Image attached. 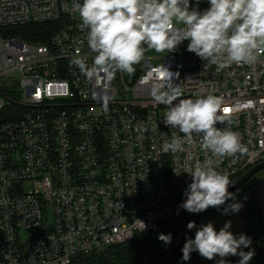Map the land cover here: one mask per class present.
Masks as SVG:
<instances>
[{
	"label": "built area",
	"instance_id": "1",
	"mask_svg": "<svg viewBox=\"0 0 264 264\" xmlns=\"http://www.w3.org/2000/svg\"><path fill=\"white\" fill-rule=\"evenodd\" d=\"M73 5L0 0V264H70L123 244L184 210L197 162L212 158L229 178L264 162V54L217 71L183 41L179 55L146 50L132 75L89 79L73 61L91 66L96 53ZM42 22L53 24L44 43L9 30ZM164 66L179 73V99H222L217 127L236 132L245 153L212 157L196 135L182 152L163 151L184 139L149 94Z\"/></svg>",
	"mask_w": 264,
	"mask_h": 264
},
{
	"label": "clouds",
	"instance_id": "2",
	"mask_svg": "<svg viewBox=\"0 0 264 264\" xmlns=\"http://www.w3.org/2000/svg\"><path fill=\"white\" fill-rule=\"evenodd\" d=\"M208 3L210 6L201 12L190 7V0H83V3L74 0L81 27L87 29L88 47L96 55L91 66L79 56L73 62L89 79L98 74L112 79L117 72L134 74V65L144 59L146 50L170 53L188 41L187 50L205 61V67L213 64L221 71L233 64H254L264 54V0H208ZM174 76L179 73L164 66L149 93L157 104L166 106L163 118L166 126L178 129L184 136L181 139L173 135L171 140H165L163 151L182 152L185 141L196 135L212 157L245 153L236 132L217 127L225 121L218 115L222 99L212 94L195 100L179 99L183 90L173 83ZM174 101L178 103L173 104ZM186 172L192 182L184 192L186 199L181 207L187 212L200 213L209 207L220 209L226 201L235 200L229 192L230 176L217 170L214 159L197 162ZM242 206L233 202L224 208L223 214L239 212ZM187 227L195 228V222L190 221ZM230 228L231 221L219 231L212 222L201 225L194 239H186L182 259L189 260L196 251L208 260L221 257L218 264H226L223 258L229 255L239 256L238 264H249L254 250L238 249L248 248L251 238L245 234L236 236ZM158 239L170 244L172 234L161 233Z\"/></svg>",
	"mask_w": 264,
	"mask_h": 264
},
{
	"label": "trees",
	"instance_id": "3",
	"mask_svg": "<svg viewBox=\"0 0 264 264\" xmlns=\"http://www.w3.org/2000/svg\"><path fill=\"white\" fill-rule=\"evenodd\" d=\"M190 4L196 5L201 11L209 7L208 0H190ZM52 26L53 24L50 22L26 23L10 27L9 30L11 31V35L23 40L44 43L53 30ZM253 204H255L254 199H252L248 221L240 232V234L250 237L252 242L248 248L242 247L238 251L243 250L247 252L254 250L255 255L249 261V264H263L264 224L260 209ZM188 213L186 210H183L173 218L159 224L156 228L139 233L123 244L114 245L98 252L80 254L70 264H159L176 243ZM200 213L195 214L193 221L196 227L190 229L187 239H194L195 233L200 227ZM161 233L165 235L172 234L170 244H165L158 239ZM181 252L182 249L169 264H184L178 259ZM223 259L226 261V264H238L240 257L229 255ZM218 261L212 264H218Z\"/></svg>",
	"mask_w": 264,
	"mask_h": 264
},
{
	"label": "rangeland",
	"instance_id": "4",
	"mask_svg": "<svg viewBox=\"0 0 264 264\" xmlns=\"http://www.w3.org/2000/svg\"><path fill=\"white\" fill-rule=\"evenodd\" d=\"M149 55H157L159 53L154 50H148L146 52ZM174 55H179V50L170 52ZM235 200L226 201L225 205L220 209L209 207L206 211L200 213V226L212 222L217 231H219L227 221H231L230 231L238 236L248 221L250 207H252V199L256 207L260 209L262 216V222L264 224V168L257 171L246 183L234 192ZM233 202L241 203L243 206L239 212H231L227 215L223 214L224 208ZM51 215V212H50ZM183 253L179 255L178 259L184 264H212L218 261L221 257L217 256L213 260H208L199 255L198 252L193 251L190 254V259L185 261L182 259ZM264 264V263H263Z\"/></svg>",
	"mask_w": 264,
	"mask_h": 264
},
{
	"label": "water",
	"instance_id": "5",
	"mask_svg": "<svg viewBox=\"0 0 264 264\" xmlns=\"http://www.w3.org/2000/svg\"><path fill=\"white\" fill-rule=\"evenodd\" d=\"M264 168V162L255 164L250 167L243 174L235 178V176L229 178L232 182V185L229 187V192H234L238 188H240L245 182H247L257 171ZM196 213H188L184 225L180 231V235L176 241V243L172 246V248L167 252L164 259L159 264H169L179 253V251L183 248V245L188 237L190 229L187 227L190 221H193Z\"/></svg>",
	"mask_w": 264,
	"mask_h": 264
},
{
	"label": "snow or ice",
	"instance_id": "6",
	"mask_svg": "<svg viewBox=\"0 0 264 264\" xmlns=\"http://www.w3.org/2000/svg\"><path fill=\"white\" fill-rule=\"evenodd\" d=\"M225 111H228V109H225Z\"/></svg>",
	"mask_w": 264,
	"mask_h": 264
}]
</instances>
